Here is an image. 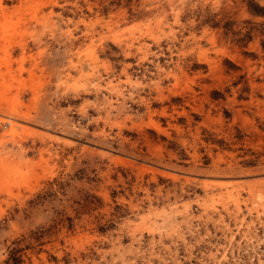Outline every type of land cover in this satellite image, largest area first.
<instances>
[{
  "label": "rangeland",
  "instance_id": "1",
  "mask_svg": "<svg viewBox=\"0 0 264 264\" xmlns=\"http://www.w3.org/2000/svg\"><path fill=\"white\" fill-rule=\"evenodd\" d=\"M15 247L264 264V0H0V264Z\"/></svg>",
  "mask_w": 264,
  "mask_h": 264
},
{
  "label": "trees",
  "instance_id": "2",
  "mask_svg": "<svg viewBox=\"0 0 264 264\" xmlns=\"http://www.w3.org/2000/svg\"><path fill=\"white\" fill-rule=\"evenodd\" d=\"M19 251V249L17 247L13 248L11 251H10V257L9 259L7 260V263L6 264H19L20 262V257L19 255L17 254V252ZM12 262V263H11Z\"/></svg>",
  "mask_w": 264,
  "mask_h": 264
},
{
  "label": "bare ground",
  "instance_id": "3",
  "mask_svg": "<svg viewBox=\"0 0 264 264\" xmlns=\"http://www.w3.org/2000/svg\"><path fill=\"white\" fill-rule=\"evenodd\" d=\"M5 37V36H4ZM19 67V66H18ZM9 123V122H8Z\"/></svg>",
  "mask_w": 264,
  "mask_h": 264
}]
</instances>
